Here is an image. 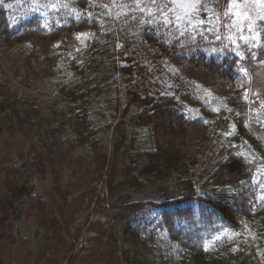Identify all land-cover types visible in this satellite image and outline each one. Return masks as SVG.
<instances>
[{"label": "trees", "instance_id": "1", "mask_svg": "<svg viewBox=\"0 0 264 264\" xmlns=\"http://www.w3.org/2000/svg\"><path fill=\"white\" fill-rule=\"evenodd\" d=\"M232 1L183 14L173 0H0V132L29 142L4 171L0 264L53 248L38 176L69 203L123 164L114 199H158L120 205L110 264H264V154L234 143L262 142L264 26L238 54Z\"/></svg>", "mask_w": 264, "mask_h": 264}, {"label": "rangeland", "instance_id": "2", "mask_svg": "<svg viewBox=\"0 0 264 264\" xmlns=\"http://www.w3.org/2000/svg\"><path fill=\"white\" fill-rule=\"evenodd\" d=\"M177 12L189 14L194 11L196 0H173ZM180 5H183L181 7ZM227 17V16H226ZM226 19L225 38L235 47L238 54H242V48L248 46L258 36V27L264 26V0H233ZM258 83V82H257ZM258 87H264V82L258 83ZM123 106L127 104L123 98ZM126 106V105H125ZM100 127V124H99ZM111 126L107 130L100 129L99 136L104 149L110 153L112 148L113 130ZM136 135L144 147L149 139L147 130L139 129ZM262 142L259 145H241L238 151L250 155L264 154V130L261 131ZM29 142L17 132H0V192L4 181L5 169L19 162L28 154ZM260 159V158H258ZM123 165H118V173L122 176ZM114 175L117 176V175ZM121 176L110 184L109 175L96 184L84 195L72 202L63 201L53 188L54 177L50 171L44 176H38L35 180L36 189L42 195L59 221L61 226L58 234L54 236L53 248L45 257L43 264H110L111 255L108 244L112 233L118 229L121 218L116 215L121 211L120 205L139 199H158L157 194L149 196H138L133 199H114L118 189L114 186L122 179ZM124 179V178H123ZM122 190L124 188H121ZM118 195V194H117ZM148 197V198H147ZM51 243V242H50ZM240 241L236 248H241ZM10 256V257H9ZM4 255L0 254V258ZM11 259V255L7 256Z\"/></svg>", "mask_w": 264, "mask_h": 264}, {"label": "snow or ice", "instance_id": "3", "mask_svg": "<svg viewBox=\"0 0 264 264\" xmlns=\"http://www.w3.org/2000/svg\"><path fill=\"white\" fill-rule=\"evenodd\" d=\"M181 7H183V5H180Z\"/></svg>", "mask_w": 264, "mask_h": 264}]
</instances>
